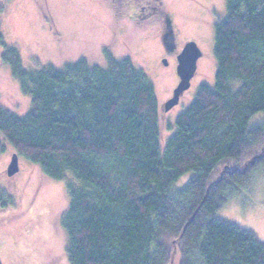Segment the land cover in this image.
I'll use <instances>...</instances> for the list:
<instances>
[{"label": "trees", "instance_id": "1", "mask_svg": "<svg viewBox=\"0 0 264 264\" xmlns=\"http://www.w3.org/2000/svg\"><path fill=\"white\" fill-rule=\"evenodd\" d=\"M212 32L213 87L199 86L165 144L152 81L128 57L25 70L0 35L2 60L30 100L22 116L0 107V153L7 144L46 177L80 185L67 186L68 264H264V243L215 217L229 187L264 163V125L249 128L264 113V0H224ZM249 156L250 170L211 180ZM8 206L0 195V211Z\"/></svg>", "mask_w": 264, "mask_h": 264}, {"label": "rangeland", "instance_id": "2", "mask_svg": "<svg viewBox=\"0 0 264 264\" xmlns=\"http://www.w3.org/2000/svg\"><path fill=\"white\" fill-rule=\"evenodd\" d=\"M152 2L158 6L150 10L149 17L137 18L140 8L143 15L142 7H152ZM3 5L0 35L5 45L18 50L25 70L61 69L78 60L104 67L106 52L115 59L128 57L142 69L154 86L163 144L199 86L213 87L212 31L224 17V0H5ZM189 41L201 51L196 72L178 104L165 112L163 104L178 83L176 55ZM2 58L0 48V107L22 116L30 100ZM161 58L166 59V66ZM263 125L264 113H259L251 118L249 128ZM13 153L7 144L0 153V195L9 202L0 211V264H68L67 186L78 189L80 185L69 174L62 180L50 179L23 157H18V171L8 177ZM251 158L221 164L211 180L225 171L250 170ZM191 175L182 176L175 185L183 188ZM234 186L229 187L232 191L215 217L250 231L264 243V163L250 173L245 185L235 182ZM173 264H179V258Z\"/></svg>", "mask_w": 264, "mask_h": 264}, {"label": "water", "instance_id": "3", "mask_svg": "<svg viewBox=\"0 0 264 264\" xmlns=\"http://www.w3.org/2000/svg\"><path fill=\"white\" fill-rule=\"evenodd\" d=\"M201 57V51L193 41L186 42L176 56L175 73L178 83L172 90L171 97L163 104V110L169 111L178 104L181 95L189 89L190 81L196 72L197 60ZM162 64L167 65L166 59H162ZM18 171V156L13 153L7 166L6 174L13 176Z\"/></svg>", "mask_w": 264, "mask_h": 264}, {"label": "flooded vegetation", "instance_id": "4", "mask_svg": "<svg viewBox=\"0 0 264 264\" xmlns=\"http://www.w3.org/2000/svg\"><path fill=\"white\" fill-rule=\"evenodd\" d=\"M154 2H156V1H154ZM154 2H152V4L154 5V6H152V7H147V6H144V7H142V10H143V15H141V13L142 12H139L140 10H141V8H140V10L138 11V13H137V18H139V19H141V18H144V16H147V17H149V13H150V10L152 11L153 9H156L157 8V6H158V4H155ZM139 13H140V17H139ZM135 18H136V16H135ZM177 56V55H176ZM163 58V57H162ZM161 58V59H162ZM175 70V69H174ZM176 74V73H175ZM174 89V88H173ZM172 89V90H173ZM172 93V92H171Z\"/></svg>", "mask_w": 264, "mask_h": 264}]
</instances>
